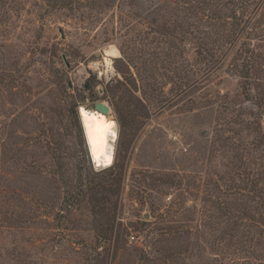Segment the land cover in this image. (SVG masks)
I'll return each mask as SVG.
<instances>
[{"label": "rangeland", "instance_id": "obj_1", "mask_svg": "<svg viewBox=\"0 0 264 264\" xmlns=\"http://www.w3.org/2000/svg\"><path fill=\"white\" fill-rule=\"evenodd\" d=\"M0 264H264V0H0Z\"/></svg>", "mask_w": 264, "mask_h": 264}, {"label": "bare ground", "instance_id": "obj_2", "mask_svg": "<svg viewBox=\"0 0 264 264\" xmlns=\"http://www.w3.org/2000/svg\"><path fill=\"white\" fill-rule=\"evenodd\" d=\"M109 51L112 52L111 54L113 55L118 54V49L116 47L113 46L109 47ZM103 62L108 69L114 68V58L103 60ZM108 113L101 112V114L103 115ZM107 124H111L112 127L107 132L106 135L101 136L99 134H94V135H90L88 138L91 146L95 149V152L101 158L102 160L101 162L104 165H108L111 160L110 157L111 154H113V150L115 148L116 140L118 137V131H119L118 123L116 120H110ZM112 133H114V135ZM94 137H95V143H94Z\"/></svg>", "mask_w": 264, "mask_h": 264}, {"label": "built area", "instance_id": "obj_3", "mask_svg": "<svg viewBox=\"0 0 264 264\" xmlns=\"http://www.w3.org/2000/svg\"><path fill=\"white\" fill-rule=\"evenodd\" d=\"M89 67L94 76L105 83L113 81L118 75L115 67L113 69H108L102 60H94ZM131 238L135 239V236L133 235Z\"/></svg>", "mask_w": 264, "mask_h": 264}, {"label": "water", "instance_id": "obj_4", "mask_svg": "<svg viewBox=\"0 0 264 264\" xmlns=\"http://www.w3.org/2000/svg\"><path fill=\"white\" fill-rule=\"evenodd\" d=\"M66 62H67V65L69 66V62L68 61H66ZM94 108L97 111H100V112H103V113H108L111 110V106L107 102H104V101H101V100L96 101L94 103Z\"/></svg>", "mask_w": 264, "mask_h": 264}, {"label": "snow or ice", "instance_id": "obj_5", "mask_svg": "<svg viewBox=\"0 0 264 264\" xmlns=\"http://www.w3.org/2000/svg\"><path fill=\"white\" fill-rule=\"evenodd\" d=\"M87 116V114H85ZM93 120H95V117L92 118ZM112 125L111 124H99V122L97 123V126L96 128L93 130L91 129V126H90V134L92 131H96V132H100L102 133L103 135H106L107 132L111 129ZM114 135V133H112ZM94 143H95V137H94Z\"/></svg>", "mask_w": 264, "mask_h": 264}]
</instances>
